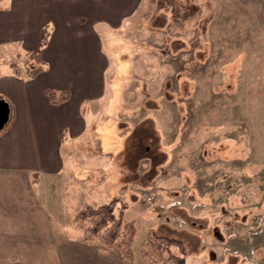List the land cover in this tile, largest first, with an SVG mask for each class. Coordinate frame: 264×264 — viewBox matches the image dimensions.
<instances>
[{
    "label": "rangeland",
    "instance_id": "374dc122",
    "mask_svg": "<svg viewBox=\"0 0 264 264\" xmlns=\"http://www.w3.org/2000/svg\"><path fill=\"white\" fill-rule=\"evenodd\" d=\"M128 23L130 29L118 38L103 30L110 84L117 89L94 125L103 133V149L93 142L91 127L83 143L86 152L100 157L87 165H99V173L107 175L87 170L99 182L74 209L113 197L126 201L125 217L137 227V261L154 228L181 241L175 251L187 264H264V0H144ZM20 43L10 46L12 55L0 71L16 63L17 70L34 71ZM135 55L148 60L145 79L132 78ZM124 88L131 89L125 97ZM123 103L138 108L132 123L120 122L126 117ZM159 107L167 126L162 129L155 115L149 119L150 110ZM37 180L30 190L11 174L0 194L40 199L34 196L38 191L49 203L46 211L63 221L55 186L65 182ZM37 240L22 241L32 252ZM54 241L41 240L47 255L24 258L49 264ZM21 258L0 257V264Z\"/></svg>",
    "mask_w": 264,
    "mask_h": 264
},
{
    "label": "crops",
    "instance_id": "0c3cea01",
    "mask_svg": "<svg viewBox=\"0 0 264 264\" xmlns=\"http://www.w3.org/2000/svg\"><path fill=\"white\" fill-rule=\"evenodd\" d=\"M143 1L0 0V63L9 62L10 46L19 41L21 53L35 67L30 73L17 71L13 66L0 71V97L9 104V119L0 131V191L11 174L17 175L30 190L39 185L38 177L42 182L45 177L65 182L55 186L60 192L55 199L62 198L63 202V221L46 211L49 203L42 201L38 191L34 196L40 199L9 200L0 194V257H22L19 261L23 264H38L24 257L47 255L41 240L54 239L49 264H143V260L131 263L119 259L115 251L100 242L88 243L81 230L79 233L73 229L77 227L72 222L83 207L74 209L75 203L94 193L99 182V178L89 179L87 170L101 171L99 165H87L88 159L99 161L100 157L93 151L86 152L84 136L90 127L95 129L93 142L100 146L103 133L94 125L99 123V115L106 113L102 109L108 96L114 97L117 89L110 84L113 74L103 30L115 32V38L121 36L130 29L128 22L139 12ZM42 30L46 33L45 43L37 50ZM136 62L138 65L131 69L132 78L145 79L146 73L151 72L148 60L139 57ZM48 87L67 90L68 99L52 103L46 93ZM128 90L131 89H123L124 97ZM123 108L126 117H119L120 122L132 123L130 119L136 114L131 113H137L138 108L127 103H123ZM149 114L151 120L156 116L161 129L162 125L167 127L163 108L151 109ZM74 163L88 168H75ZM105 175L99 173L103 179ZM68 207L72 210L64 212ZM75 232L77 240L72 236ZM26 237L38 239L34 243L37 251L27 250L22 241Z\"/></svg>",
    "mask_w": 264,
    "mask_h": 264
},
{
    "label": "trees",
    "instance_id": "16d2710c",
    "mask_svg": "<svg viewBox=\"0 0 264 264\" xmlns=\"http://www.w3.org/2000/svg\"><path fill=\"white\" fill-rule=\"evenodd\" d=\"M45 31H41L39 50L45 43ZM17 65L14 64V67ZM49 100L60 103L69 97L67 90H57L52 87L46 89ZM128 203L119 197L99 205L88 204L80 208L73 216V224L79 228L88 243L100 242L115 251L117 257L135 262L136 253L134 241L137 227L125 217ZM179 239L157 233L151 228L146 233L142 244L143 264H187L184 256L175 251L180 246ZM181 247V246H180ZM11 264H22L14 262Z\"/></svg>",
    "mask_w": 264,
    "mask_h": 264
},
{
    "label": "water",
    "instance_id": "95a60500",
    "mask_svg": "<svg viewBox=\"0 0 264 264\" xmlns=\"http://www.w3.org/2000/svg\"><path fill=\"white\" fill-rule=\"evenodd\" d=\"M9 119V104L0 97V131L4 128Z\"/></svg>",
    "mask_w": 264,
    "mask_h": 264
}]
</instances>
